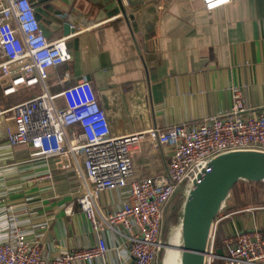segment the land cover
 Returning <instances> with one entry per match:
<instances>
[{
  "label": "crops",
  "instance_id": "obj_1",
  "mask_svg": "<svg viewBox=\"0 0 264 264\" xmlns=\"http://www.w3.org/2000/svg\"><path fill=\"white\" fill-rule=\"evenodd\" d=\"M37 1L44 8L43 3L51 1L72 25L70 61L49 68V92L57 94L88 78L114 136L227 112L232 86L241 88L248 110L264 109V0H232L210 12L199 0H123L125 15L117 19L104 18L89 0ZM61 36L62 31L53 30L48 38ZM65 72L69 77L60 84ZM28 88L17 103L41 92L39 85ZM7 126L6 116H0V239L6 238L7 225L23 222L29 237L38 236L48 258L93 244L102 235L110 248L104 260L130 263L123 254V235L92 228L78 202L83 191L77 172L57 168L51 161L30 160L29 143L8 144ZM169 153L165 147L139 152L133 156L134 171L141 176L158 174ZM46 171L51 178L39 179ZM125 195L123 190H102L94 201L96 218L118 209ZM184 202L185 198L182 206ZM232 205L224 203L214 220L217 254L223 253V241L236 230L258 228L264 234V205L227 210Z\"/></svg>",
  "mask_w": 264,
  "mask_h": 264
},
{
  "label": "built area",
  "instance_id": "obj_2",
  "mask_svg": "<svg viewBox=\"0 0 264 264\" xmlns=\"http://www.w3.org/2000/svg\"><path fill=\"white\" fill-rule=\"evenodd\" d=\"M231 1L199 0L208 12ZM35 2L38 4L37 0H0V92L10 96L28 87L41 88L38 95L6 110L0 108V116L10 113L6 116L7 142L10 146L29 143L30 160L51 161L57 168L71 167L77 172L83 191L78 198L81 209L98 232L107 229L124 236L128 264H162L160 252L165 245L161 231L170 200L177 193L186 199L214 157L237 150L264 152V109L248 110L241 88L232 86L227 112L165 129L151 127L114 136L88 78L82 77L57 94L49 92V68L70 61V35L52 40L45 36L35 17ZM68 77L65 72L58 82L62 84ZM159 147L170 151L163 171L133 178V156L154 153ZM42 178H51V173L46 171ZM102 190H123L125 201L97 219L94 201ZM24 225L14 221L6 226L7 236L0 239V264H76L104 260L110 250L99 235L93 244L47 258L38 236L29 237ZM212 225L204 264L216 260L220 264H264L260 229L236 230L223 241V253L217 254L214 222Z\"/></svg>",
  "mask_w": 264,
  "mask_h": 264
},
{
  "label": "water",
  "instance_id": "obj_3",
  "mask_svg": "<svg viewBox=\"0 0 264 264\" xmlns=\"http://www.w3.org/2000/svg\"><path fill=\"white\" fill-rule=\"evenodd\" d=\"M93 3L100 8L104 18L117 12L125 15L123 0H95ZM34 4L36 20L45 36L49 37L53 30L62 31L64 36L71 34L70 22L63 19L62 11ZM239 179L264 182V152L232 151L214 157L208 164L182 206L180 264H204L212 224L233 184ZM163 245L166 247L168 243Z\"/></svg>",
  "mask_w": 264,
  "mask_h": 264
},
{
  "label": "trees",
  "instance_id": "obj_4",
  "mask_svg": "<svg viewBox=\"0 0 264 264\" xmlns=\"http://www.w3.org/2000/svg\"><path fill=\"white\" fill-rule=\"evenodd\" d=\"M230 190L229 194L225 198L223 203L232 201L233 207L228 208L227 210L233 211L234 209H241L256 205H264V182L259 181H248L245 179L237 180ZM179 207H176L169 216H166L167 209L164 214L163 224L166 228L171 227L174 224H177L180 221L179 216ZM216 247V238L214 240ZM162 251L160 252V258L162 256Z\"/></svg>",
  "mask_w": 264,
  "mask_h": 264
},
{
  "label": "rangeland",
  "instance_id": "obj_5",
  "mask_svg": "<svg viewBox=\"0 0 264 264\" xmlns=\"http://www.w3.org/2000/svg\"><path fill=\"white\" fill-rule=\"evenodd\" d=\"M30 1L33 2V1H36V0H30ZM89 1H91L92 3L95 2V0H89ZM43 4H44V6L46 8H49V9H51V8H53L55 6L51 1H45ZM69 42H70V48H71V45L74 43V41H73V39H70ZM0 74H1V71H0ZM27 89H29V88H27ZM26 91H27L26 89L25 90L21 89L18 92H16L15 94H13V95H11V96H9L7 98H5V96H3L1 94V96H2L1 99H0L1 107L8 106L9 104L12 105L13 103H17V101L21 97H23V95L25 94ZM6 100H9L10 102H8L5 105V101ZM1 102L3 103V105H2ZM8 115H10V113H7L4 116H8ZM4 116H2V117H4ZM139 176H141L140 173L135 171V174H134L133 178H138ZM183 201H184V197H183L182 194L177 193L175 196H173V198L170 200L169 204L167 205V214H166V216H169L176 207H179L178 213H179V216L181 217L182 209H183V207H182V202ZM223 204L224 203H222V205ZM179 222L177 224H174L171 227L169 226L167 228H166L165 224H162L163 227H162V231H161V239H162L163 243H168V240L170 239L171 233L173 232V230L175 228L178 227ZM164 249L165 248L162 249V253L163 254H162L161 258H160L162 260H163V258L165 259V250H166V252H170L167 249H165V250ZM169 256H170L169 258H171L172 254L170 253ZM166 258H168V255H167Z\"/></svg>",
  "mask_w": 264,
  "mask_h": 264
},
{
  "label": "bare ground",
  "instance_id": "obj_6",
  "mask_svg": "<svg viewBox=\"0 0 264 264\" xmlns=\"http://www.w3.org/2000/svg\"><path fill=\"white\" fill-rule=\"evenodd\" d=\"M181 226L175 228L173 232L171 233L170 239L168 240V246L165 247L170 252H166L165 250V259L163 258L162 264H180L179 258L181 255ZM170 253L172 254V257L169 258ZM168 255V258H166Z\"/></svg>",
  "mask_w": 264,
  "mask_h": 264
}]
</instances>
